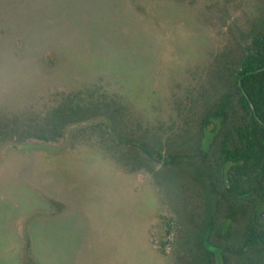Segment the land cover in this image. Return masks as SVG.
Segmentation results:
<instances>
[{"label": "rangeland", "instance_id": "obj_1", "mask_svg": "<svg viewBox=\"0 0 264 264\" xmlns=\"http://www.w3.org/2000/svg\"><path fill=\"white\" fill-rule=\"evenodd\" d=\"M263 6L0 0V264H187L173 248L206 201L189 163L212 161L196 147L217 89L210 65L250 43ZM97 100L119 103L129 132L170 161L153 162L154 175L119 168L103 112L48 137L57 108ZM243 225L206 244H222L221 264H243L224 255Z\"/></svg>", "mask_w": 264, "mask_h": 264}, {"label": "trees", "instance_id": "obj_2", "mask_svg": "<svg viewBox=\"0 0 264 264\" xmlns=\"http://www.w3.org/2000/svg\"><path fill=\"white\" fill-rule=\"evenodd\" d=\"M209 74L217 89L208 99L210 108L201 121L196 147L203 153L209 148L212 161L205 164L202 158L199 165L189 163L203 185L206 201L201 219L184 225L173 251L187 264H221L215 246L222 244H206L212 235L227 239L233 221L241 219L243 228L224 255L235 254L243 264H264V6L253 23L250 43L236 56L216 57ZM102 112L114 120L108 133L115 132L111 138L119 150L112 147L118 156L110 160L119 168L127 173L144 169L154 175L153 162L170 161L150 149L154 147L150 140L129 132L119 103L97 100L89 107L57 108L45 121V131L48 137L57 136L59 128L66 131L74 121ZM107 149L111 152L97 148L105 157L113 154ZM222 211L225 216L217 220Z\"/></svg>", "mask_w": 264, "mask_h": 264}, {"label": "water", "instance_id": "obj_3", "mask_svg": "<svg viewBox=\"0 0 264 264\" xmlns=\"http://www.w3.org/2000/svg\"><path fill=\"white\" fill-rule=\"evenodd\" d=\"M262 216H263V218H264V213H262ZM212 250L214 249V248H211Z\"/></svg>", "mask_w": 264, "mask_h": 264}, {"label": "flooded vegetation", "instance_id": "obj_4", "mask_svg": "<svg viewBox=\"0 0 264 264\" xmlns=\"http://www.w3.org/2000/svg\"><path fill=\"white\" fill-rule=\"evenodd\" d=\"M263 213H264V211H263Z\"/></svg>", "mask_w": 264, "mask_h": 264}]
</instances>
